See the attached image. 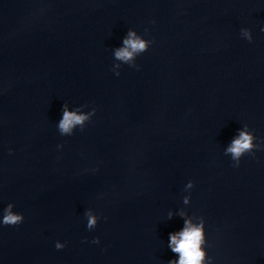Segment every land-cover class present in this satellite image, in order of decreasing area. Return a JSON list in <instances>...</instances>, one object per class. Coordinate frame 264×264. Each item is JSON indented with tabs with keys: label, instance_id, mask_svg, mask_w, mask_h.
<instances>
[{
	"label": "water",
	"instance_id": "obj_1",
	"mask_svg": "<svg viewBox=\"0 0 264 264\" xmlns=\"http://www.w3.org/2000/svg\"><path fill=\"white\" fill-rule=\"evenodd\" d=\"M262 29L264 0H0V221L25 217L0 264H169L186 220L204 264H264ZM129 30L154 41L138 69ZM65 105L96 113L62 135Z\"/></svg>",
	"mask_w": 264,
	"mask_h": 264
},
{
	"label": "clouds",
	"instance_id": "obj_2",
	"mask_svg": "<svg viewBox=\"0 0 264 264\" xmlns=\"http://www.w3.org/2000/svg\"><path fill=\"white\" fill-rule=\"evenodd\" d=\"M264 30V29H262ZM241 36L247 39L249 42L253 40L251 30L244 28L241 30ZM154 41H150L144 38L142 35H138L137 31L129 30L127 36L123 41V47L117 48L114 53L116 60L128 64L133 68H139L136 64V58L142 53L148 51ZM120 64L114 65L116 75L119 76L118 69ZM96 109L93 108L92 112L80 113L77 111H69L68 106L65 105L63 110L62 119L59 122L58 129L62 135H70L72 130L77 126H83L93 115H95ZM247 127V126H246ZM257 137L248 131H240L237 138L233 139L230 146L226 149V155L230 154L235 161L236 167L239 166L241 157L245 153H253L255 149L261 148V144L254 143ZM187 188L193 187V182H189ZM185 203H188V198H185ZM15 205L8 204L4 209L2 223L5 226L19 225L23 223L25 217L23 214H19L13 211ZM87 219V227L89 230L94 229L100 217L94 215L91 210L85 213ZM99 238L93 240V243H99ZM205 243L204 222L201 221L199 225H195L191 220L185 221V227L179 233L170 234V247L174 253L179 254V260L170 261L169 264H204L206 253L203 250ZM64 243L57 242L56 248L63 249Z\"/></svg>",
	"mask_w": 264,
	"mask_h": 264
}]
</instances>
